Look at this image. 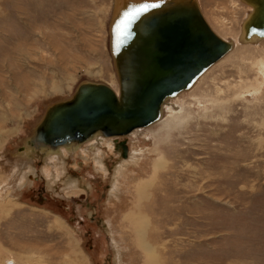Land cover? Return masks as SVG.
<instances>
[{
	"label": "rangeland",
	"instance_id": "rangeland-1",
	"mask_svg": "<svg viewBox=\"0 0 264 264\" xmlns=\"http://www.w3.org/2000/svg\"><path fill=\"white\" fill-rule=\"evenodd\" d=\"M113 3L0 0V264H264V40L239 41L241 0H200L241 44L127 135L128 157L113 137L10 155L79 80L117 90Z\"/></svg>",
	"mask_w": 264,
	"mask_h": 264
},
{
	"label": "water",
	"instance_id": "water-1",
	"mask_svg": "<svg viewBox=\"0 0 264 264\" xmlns=\"http://www.w3.org/2000/svg\"><path fill=\"white\" fill-rule=\"evenodd\" d=\"M250 5L240 42L264 37V0ZM234 47L205 18L198 0H114L108 49L117 90L83 78L72 92L48 102L10 155L41 158L99 137H126L164 114L166 101L190 89L199 76ZM127 155L122 139L117 148Z\"/></svg>",
	"mask_w": 264,
	"mask_h": 264
},
{
	"label": "bare ground",
	"instance_id": "bare-ground-1",
	"mask_svg": "<svg viewBox=\"0 0 264 264\" xmlns=\"http://www.w3.org/2000/svg\"><path fill=\"white\" fill-rule=\"evenodd\" d=\"M199 1V4H200V0H198ZM242 1V0H241ZM244 2V1H243ZM245 3V2H244ZM246 5H248L249 7H250V5L249 4H247V3H245ZM200 7H201V10H202V6H201V4H200ZM202 12H203V10H202ZM203 14H204V12H203ZM204 16H205V14H204ZM205 18H206V16H205ZM208 21V20H207ZM210 24V23H209ZM213 28V27H212ZM216 31V30H215ZM239 38V37H238ZM262 40H264V37L263 38H261V39H259V40H257V41H250V42H241L242 44L243 43H257V42H259V41H262ZM235 41V40H234ZM236 41L234 42V47L228 52V53H226L223 57H221L218 61H216L215 63H213L208 69H206L200 76H199V78L195 81V83L192 85V87L190 88V89H187V90H183V91H181V92H179L178 94L180 95L181 93H183V92H187V91H190L191 89H193V87L196 85V83L200 80V78L213 66V65H215L216 63H218L220 60H222L223 58H225L228 54H230L234 49H235V47H236V45H237V43H239V44H241L239 41L236 43ZM177 96V95H176ZM173 98V97H172ZM165 105V104H164ZM164 107H166V106H164ZM165 115V114H164ZM159 121V120H158ZM158 121H156V122H158ZM155 122V123H156ZM154 124V123H153ZM153 124H151V125H153ZM151 125H149V126H151ZM149 126H147V127H149ZM146 127H141V128H135L134 130H132L130 133H128L127 135H130V134H132L133 132H135V131H137V130H140V129H145ZM126 135V136H127ZM109 137H112V136H109ZM113 138H115V137H113ZM119 139V137H116L115 138V140H118ZM123 138V137H122ZM96 139H103V140H106L105 138H103V137H99V138H96ZM103 140H101V141H98V140H95L96 142H98V143H101ZM90 141H92V140H89L88 142L89 143H92V142H94V141H92V142H90ZM89 143H87V144H89ZM126 143H127V140H126ZM86 145V144H85ZM85 145H83L80 149H82V148H84V146ZM127 146H128V143H127ZM116 149H119V148H116ZM86 151H88V152H94V151H97V149L95 148V147H93V146H90V147H88V148H86ZM128 151L129 150H127V155L126 156H122V157H128ZM50 155V154H49ZM60 158L62 157V156H59ZM60 161H62V159H60ZM138 221V220H137ZM140 221L141 222H139L138 221V224L140 223V229L141 230H144V228H145V231H146V229H147V226H148V223H146V220H142V219H140ZM141 235V234H140ZM144 235V234H143ZM143 235H142V237H143ZM145 239L143 238L142 239V241L140 242V244H143L144 245V247H146L147 248V250H146V248H144L146 251H147V253H148V255L149 254H152L153 253V250L150 248L151 246H146L145 245ZM152 260V259H151Z\"/></svg>",
	"mask_w": 264,
	"mask_h": 264
},
{
	"label": "flooded vegetation",
	"instance_id": "flooded-vegetation-1",
	"mask_svg": "<svg viewBox=\"0 0 264 264\" xmlns=\"http://www.w3.org/2000/svg\"><path fill=\"white\" fill-rule=\"evenodd\" d=\"M117 139H118V138H117ZM122 139L127 140L126 137H123V138H119L118 140H114V141H113V143H114V147H115V150H116V151H120L119 154H120L121 157H122V152H123L122 149H121L120 147H119V149H116V148H117V145L119 144V142H120ZM103 143H104V141H103ZM103 143H102V144H103ZM127 143H128V142H127ZM90 144H91V145L88 144L89 146H88V145H87V146H88V147L93 146V147H95L97 150L99 149V147H100V145H101V143H98V142H96V141H94V142H92V143H90ZM88 147H86V148H88ZM86 148H85V152H87V151H86ZM127 150H129V147H128ZM90 153H93V152H90ZM128 153H129V151H128ZM123 158H125V157H123Z\"/></svg>",
	"mask_w": 264,
	"mask_h": 264
}]
</instances>
